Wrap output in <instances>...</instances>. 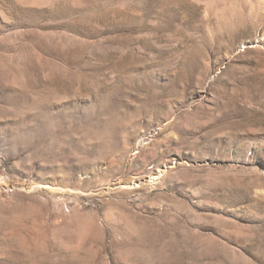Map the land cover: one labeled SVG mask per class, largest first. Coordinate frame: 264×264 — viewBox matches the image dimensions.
<instances>
[{
  "label": "rangeland",
  "instance_id": "rangeland-1",
  "mask_svg": "<svg viewBox=\"0 0 264 264\" xmlns=\"http://www.w3.org/2000/svg\"><path fill=\"white\" fill-rule=\"evenodd\" d=\"M0 264H264V0H0Z\"/></svg>",
  "mask_w": 264,
  "mask_h": 264
}]
</instances>
